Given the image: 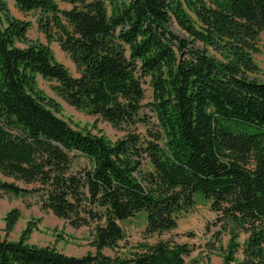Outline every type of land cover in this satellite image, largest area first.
<instances>
[{
	"label": "trees",
	"instance_id": "obj_1",
	"mask_svg": "<svg viewBox=\"0 0 264 264\" xmlns=\"http://www.w3.org/2000/svg\"><path fill=\"white\" fill-rule=\"evenodd\" d=\"M66 1L68 8L15 0L20 11L39 12L41 31L71 55L78 76L49 44L30 40V21L0 1V172L32 185L0 180V192L38 194L45 210L90 227L96 251L76 256L30 243L33 219L19 239L0 235V264H186L189 246L173 240L127 256L103 250L117 246L121 222L142 211L147 234L173 231L196 194L231 233L223 264H264V80L250 75L260 70L264 0ZM37 75L55 81L75 108L129 128L143 119L149 77L158 123L116 141L75 128ZM77 153L91 165L76 167ZM20 215L6 214V232Z\"/></svg>",
	"mask_w": 264,
	"mask_h": 264
},
{
	"label": "rangeland",
	"instance_id": "obj_2",
	"mask_svg": "<svg viewBox=\"0 0 264 264\" xmlns=\"http://www.w3.org/2000/svg\"><path fill=\"white\" fill-rule=\"evenodd\" d=\"M6 2L11 14L17 18L30 21L28 38L33 41H40L49 44L54 57L65 64L74 76L79 75V71L71 58L59 41L52 39L49 41L46 34L40 29L39 12H22L16 6L15 0H0ZM61 8H68L70 5L66 0H56ZM170 28L177 34L185 33L174 22ZM24 46V43H19ZM257 50L254 52V59L260 70L250 73L252 78L264 80V34H261L257 43ZM211 51H213L211 49ZM150 78L144 81L145 98L143 100L142 120L132 128L122 125L116 127L100 117L85 110L77 109L66 102L54 89L55 81L36 76L37 87L42 90L47 98L54 99L58 104V114L64 117L72 126L91 132L93 134L104 135L112 141L123 137L129 130H135L141 135L148 134L150 129L155 128L157 119L155 113L148 104L153 100V90L149 83ZM74 164L76 167L91 165L89 160L77 153ZM149 166V164H147ZM0 180L12 182L21 187L30 188L31 184H26L14 177L5 176L0 172ZM12 209H18L20 218L12 231L6 232V214ZM36 219L37 227L33 229L29 242L40 246L55 245L61 251L70 255L82 256L88 252H95L92 245L91 228L82 226L75 228L66 220L58 217L53 211L45 210L41 204L38 194L29 193L26 196H16L13 193L0 192V235L9 239H19L23 230L30 220ZM218 214L212 209L210 200L196 194V203L189 212L182 213L178 219V226L173 231L163 233H146V213L140 212L135 217L121 222L125 231V237L112 248H105L103 252L111 256H127L137 252L143 243L153 244L161 239L173 240L178 243H186L189 246V254L186 256V264H223L222 248L227 247L231 239V233L218 222ZM247 234L240 232L237 240L243 244Z\"/></svg>",
	"mask_w": 264,
	"mask_h": 264
}]
</instances>
